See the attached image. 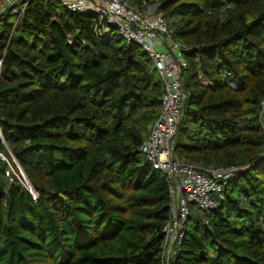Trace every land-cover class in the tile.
<instances>
[{
    "label": "trees",
    "instance_id": "trees-1",
    "mask_svg": "<svg viewBox=\"0 0 264 264\" xmlns=\"http://www.w3.org/2000/svg\"><path fill=\"white\" fill-rule=\"evenodd\" d=\"M155 7L191 48L175 159L235 168L191 214L172 264H264V0H125ZM0 20V264H162L168 179L139 151L162 108L146 52L93 13L31 0ZM202 215V218H201Z\"/></svg>",
    "mask_w": 264,
    "mask_h": 264
},
{
    "label": "built area",
    "instance_id": "built-area-1",
    "mask_svg": "<svg viewBox=\"0 0 264 264\" xmlns=\"http://www.w3.org/2000/svg\"><path fill=\"white\" fill-rule=\"evenodd\" d=\"M30 1L0 0V20L5 14L11 13L17 19L16 26ZM58 1L69 11L93 13L100 21L117 28L125 41L137 44L147 53L163 81L161 111L142 141L139 151L155 170L168 179L169 219L161 230V262L172 264L185 237L186 225L192 214L191 207L200 213H210L217 209L228 181L236 171L235 168L203 166L175 159V139L186 98L182 73L188 66L185 54L191 48L174 39L172 27L153 6L138 10L125 0ZM260 117L264 122V100L261 103ZM2 143L7 147L19 171L17 174L10 158L0 151V163L8 166V177L16 176L36 200L38 194L28 177L3 139Z\"/></svg>",
    "mask_w": 264,
    "mask_h": 264
},
{
    "label": "rangeland",
    "instance_id": "rangeland-1",
    "mask_svg": "<svg viewBox=\"0 0 264 264\" xmlns=\"http://www.w3.org/2000/svg\"><path fill=\"white\" fill-rule=\"evenodd\" d=\"M10 173L11 174L13 173L12 170H10ZM191 210H192V212L194 211L192 207H191ZM193 213H196V215H199L200 216V213H198V212H193ZM201 218H202V215H201Z\"/></svg>",
    "mask_w": 264,
    "mask_h": 264
}]
</instances>
